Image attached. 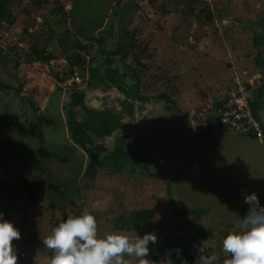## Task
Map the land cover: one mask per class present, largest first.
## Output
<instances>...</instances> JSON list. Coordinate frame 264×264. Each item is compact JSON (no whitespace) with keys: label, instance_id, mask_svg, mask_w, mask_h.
<instances>
[{"label":"rangeland","instance_id":"1","mask_svg":"<svg viewBox=\"0 0 264 264\" xmlns=\"http://www.w3.org/2000/svg\"><path fill=\"white\" fill-rule=\"evenodd\" d=\"M10 7L15 23H0V80L12 87L0 91V181L9 182L0 198V264H191L186 253L193 264H264V224H216L207 229L206 242L186 249L208 215L171 220L183 209L143 148L154 132L152 117L163 110L157 96L174 99L189 114L192 132L206 136L212 117L220 123L216 107L227 95V86L215 93L220 84L235 75L264 86L257 61L259 54L263 61L264 48L253 44L264 27V0H12ZM62 38L90 47L86 55L81 50L80 86L71 84L82 70L71 71ZM119 46L113 68L120 70L122 86L129 88L138 75L141 95L149 99L135 104V115L124 117L111 137H92L100 160L123 138L126 168H97L91 175L93 160L73 142L67 114L77 91L85 94L87 109L99 107L95 112L125 98L121 86L90 82V68L104 76L109 53ZM34 47L53 60L35 61ZM22 66L32 75L26 91L18 77ZM42 72L49 77L38 76ZM39 88L47 89L43 98ZM34 101L46 103L32 122ZM75 108L79 121L88 115ZM28 189H36L35 199ZM135 224L143 227L135 230Z\"/></svg>","mask_w":264,"mask_h":264},{"label":"water","instance_id":"2","mask_svg":"<svg viewBox=\"0 0 264 264\" xmlns=\"http://www.w3.org/2000/svg\"><path fill=\"white\" fill-rule=\"evenodd\" d=\"M161 102L143 148L171 181L182 209H209L204 231L225 222L264 224V140L223 132L218 121L197 138L183 115ZM259 115L264 126V110Z\"/></svg>","mask_w":264,"mask_h":264},{"label":"trees","instance_id":"3","mask_svg":"<svg viewBox=\"0 0 264 264\" xmlns=\"http://www.w3.org/2000/svg\"><path fill=\"white\" fill-rule=\"evenodd\" d=\"M10 1L12 0H0V23H8L9 25H13L15 22V18L12 12V9L10 7ZM93 41H97L99 45H102L103 39L96 40L95 38ZM253 44L255 46V49L262 48L264 45V27L261 30L260 34H256L253 40ZM60 45H66L65 47V55L67 57V61L69 62L70 67L72 68L71 71H74L76 68H81L83 69V65L85 63V57L82 55L81 50L83 52H86V54L89 53L88 50L90 48L85 47L83 45L79 46H72V41H69L68 38H62L60 40ZM76 45V44H75ZM74 49L72 53L71 50ZM131 50L133 51V46L131 47ZM122 52V48L119 46L117 50L110 52V57L107 58L106 61V74L103 76L100 72L97 71V69L91 67L90 68V78H91V84L93 81H95V84H92L91 86H98V85H104V88H108L110 86H121L120 88L123 90L125 95L127 96L128 99H126L124 102H120L122 106V111L119 113L117 112L116 108H113L112 110H104L102 112H96L87 109L85 106V94L82 92H75L72 96V102H71V107L68 110L67 118H68V127L72 135V140L76 145H79L80 147L84 148L85 151L89 154L91 159L93 160L94 165H92V172L91 175H94L97 171V168L103 169L107 172H116V171H121L124 168H126V165L128 164V154L126 153V149L124 147V139L120 138L117 146L115 147V150L113 151L112 154L109 155H104L103 160H100V153L97 151V148L91 147L93 146L92 142V135H96L99 138H104V137H110L111 134L115 131L118 130L122 126V117L123 115L129 114L133 115V110L135 108L134 102L135 101H147L149 98L147 97H142L140 96L141 91H140V84H139V78L138 75L136 76L135 81L132 83V85L126 89L122 86L123 84V77H119L120 70L118 68H113L114 64V57H117L120 55ZM33 54L36 57H33L35 61L39 62H46L50 63L53 58L50 57L49 55H46L45 51L40 52L37 47L33 48ZM32 56H28L30 62L33 63L31 59ZM257 61L259 65H262L264 67V60L262 61L261 54L258 55ZM125 74L129 73L130 67L125 66ZM2 74V73H1ZM54 79L57 81L59 79L58 75L54 76ZM8 89H12L11 85L5 84L0 80V91H5ZM260 95L259 97L263 98L264 95V86L262 89L259 91ZM158 100L160 101H165V103L168 105V110H174L183 115L185 119H189V114L188 113H182L181 110L178 108L177 103L175 102L174 99H172L169 95L166 94H161L157 96ZM82 106L83 109H86L88 115L81 121L77 119V112L75 107H80ZM34 110L36 108L33 107ZM260 109V106L257 104L254 110ZM256 112V111H255ZM258 115V114H257ZM214 122L213 117L211 120L208 122L207 126L209 128V131L212 127V124ZM21 132V131H20ZM195 136L197 138L203 137L202 135H198L195 133ZM73 148V147H72ZM102 161L104 162L102 164ZM171 184V181H169ZM9 186V182L7 181H0V198L3 196V194L7 191ZM49 189H56L53 185L48 186ZM19 190H23V188H20ZM28 194L29 198H36V189H28L26 192ZM209 213V209H199V210H193V209H188V208H183V211L177 210L172 214V221H180V218L182 215L190 216V215H207ZM132 218V215L130 217V220ZM122 221V220H121ZM125 222V221H124ZM124 225H129L127 223H124ZM135 230H140L143 226L142 224H135ZM122 229H125L123 227ZM210 238V235L202 230L198 229L197 232L194 235H191V238L188 240L187 239V245L186 249L188 248H193L195 245L202 244L203 242H206ZM230 237L229 239H231ZM183 248L184 245H183ZM187 257L190 258L191 264L195 263V258L192 256L190 253H186Z\"/></svg>","mask_w":264,"mask_h":264},{"label":"built area","instance_id":"4","mask_svg":"<svg viewBox=\"0 0 264 264\" xmlns=\"http://www.w3.org/2000/svg\"><path fill=\"white\" fill-rule=\"evenodd\" d=\"M81 70V75L75 73L72 77L73 86L83 84L80 76L83 77L85 67ZM226 94L216 107L219 124L224 131L263 141L264 126L259 115L260 111L254 110L258 104L256 85L253 82L235 79L232 85L227 86Z\"/></svg>","mask_w":264,"mask_h":264},{"label":"crops","instance_id":"5","mask_svg":"<svg viewBox=\"0 0 264 264\" xmlns=\"http://www.w3.org/2000/svg\"><path fill=\"white\" fill-rule=\"evenodd\" d=\"M96 39V40H99V39H97L96 37H93V39ZM197 45H199V42L197 43ZM90 48V47H89ZM232 70H234V71H236L234 68H231ZM230 69V70H231ZM237 72V71H236ZM247 74V72H244V75H246ZM3 75V74H2ZM38 76H42L43 78H48L49 76H48V74H46V72H42V73H39L38 74ZM18 77H20L22 80H21V82L22 83H24L25 84V87L23 88L25 91L27 90V89H29L30 88V77H32V75H27V74H24V67L22 66V69H21V73L18 75ZM192 77V76H191ZM28 78H30L29 80H28ZM239 79V77H236L235 75L234 76H231L230 77V80H228V81H225L224 82V84H220V86L218 87V89L215 91V93H217V91H219L221 88H223L224 86H230V85H232L233 83H234V81H235V79ZM17 81H18V78H17ZM243 81V80H242ZM245 82H253V78H251V79H249V80H247V81H245ZM254 83V82H253ZM29 86V87H28ZM28 87V88H27ZM37 88V87H36ZM45 92H47V89L45 88ZM39 91H40V94L42 95V98H43V96H44V94H45V92H43L42 91V89H40L39 88ZM214 91V90H213ZM31 93L32 94H35V99H37L38 98V96L36 95V94H38V93H36V91H35V93L34 92H32L31 91ZM24 94L25 93H22V96H24ZM226 94V93H225ZM210 96H212L211 94H210ZM214 99L216 98V97H213ZM88 100V99H87ZM184 100H186L185 98H184ZM88 101H85V104H88L87 103ZM185 102V101H184ZM210 103H211V106H212V99H210V101H209ZM45 101H43V106L45 105ZM51 103V102H50ZM50 103H49V107H50ZM53 103H51V105H52ZM33 107L34 108H36V110H35V112L33 111L32 113H29L30 115V118H32V122H34V121H38V118H39V114H37L36 115V113L39 111V110H41V112L44 110V108H42L43 106H39V103L37 102V101H34L33 102Z\"/></svg>","mask_w":264,"mask_h":264},{"label":"flooded vegetation","instance_id":"6","mask_svg":"<svg viewBox=\"0 0 264 264\" xmlns=\"http://www.w3.org/2000/svg\"><path fill=\"white\" fill-rule=\"evenodd\" d=\"M253 82H254V81H253ZM263 84H264V83H263ZM260 86H261V87H260ZM262 87H263V86L259 83V86L257 87L258 101L260 100V97H259L260 93H259V91H260V89H262ZM126 89H128V88H126ZM77 92H78V91H77ZM81 93H82V92H81ZM124 94H125V93H124ZM140 96H142V95L140 94ZM124 97H125L124 99L120 100L121 103L124 102L126 99H128L126 95H124ZM142 97H144V96H142ZM262 99H263V98H261V101H262ZM90 102H91V101H90ZM93 102H94V101H93ZM93 102L90 103L91 106L94 105ZM142 102H144V101H135L134 103L137 104V103H142ZM135 104H134V106H135V108H136V105H135ZM94 106H95V105H94ZM95 107H97V106H95ZM105 108H106V109H105ZM105 108H103V111H104V110H109V109L112 110L113 108H116V110H117L118 113H119L120 111H122V106H121L120 102H119V104H118V107L109 108V106H107V107H105ZM135 108H134V110H133V115H132V116L129 115V114H126V113H125V114L123 115L122 119H123L124 117H126V116H127V117H133V116L135 115ZM168 108H169V107H167V109H168ZM263 108H264V104H263L262 107H260V109H258V111H262ZM93 109L98 110L99 107H97V108H92V110H93ZM75 110H76V109H75ZM95 110H93L94 113H96ZM208 133H209V132H208ZM208 133H207V135H208ZM111 135H112V134H111ZM93 136H96V135H92V137H93ZM110 137H111V136H110ZM98 138H99V137H98ZM104 138H106V137H104ZM101 139H102V138H101ZM92 144H93V143H92ZM117 144H118V143H117ZM116 146H117V145H116ZM116 146H115V147H116ZM91 147H93V146H91ZM115 147H114V150H115ZM126 153H127V151H126ZM127 154H128V153H127ZM88 156H89V155H88ZM89 157H90V156H89ZM126 166H127V165H126ZM207 215H208V214H207ZM260 232H261V231H260ZM248 236H249V235H248ZM240 237H241V236H240ZM257 238H261V237H259V236L257 235V236H255V237H252V238H251V241L253 242V240H255V239H257ZM261 241H262V240H261ZM257 242H259V241L257 240Z\"/></svg>","mask_w":264,"mask_h":264}]
</instances>
